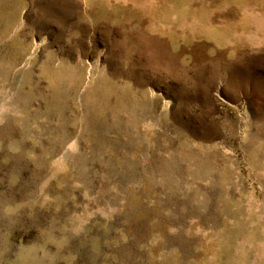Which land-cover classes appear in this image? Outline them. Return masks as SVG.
I'll list each match as a JSON object with an SVG mask.
<instances>
[{"label":"rangeland","instance_id":"374dc122","mask_svg":"<svg viewBox=\"0 0 264 264\" xmlns=\"http://www.w3.org/2000/svg\"><path fill=\"white\" fill-rule=\"evenodd\" d=\"M0 264H264V0H0Z\"/></svg>","mask_w":264,"mask_h":264}]
</instances>
